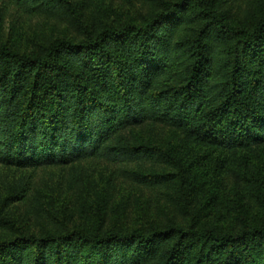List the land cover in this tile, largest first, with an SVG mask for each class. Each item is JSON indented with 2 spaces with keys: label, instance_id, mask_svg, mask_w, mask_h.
<instances>
[{
  "label": "trees",
  "instance_id": "1",
  "mask_svg": "<svg viewBox=\"0 0 264 264\" xmlns=\"http://www.w3.org/2000/svg\"><path fill=\"white\" fill-rule=\"evenodd\" d=\"M0 1L69 29L29 50L0 40V163L149 164L137 179L171 188L182 213L118 228L103 196L72 226L64 213L34 228L13 213L19 184L0 199V264H264V0H152L124 20L92 0Z\"/></svg>",
  "mask_w": 264,
  "mask_h": 264
},
{
  "label": "rangeland",
  "instance_id": "2",
  "mask_svg": "<svg viewBox=\"0 0 264 264\" xmlns=\"http://www.w3.org/2000/svg\"><path fill=\"white\" fill-rule=\"evenodd\" d=\"M93 5L88 11L98 15L102 9L120 20L140 19L148 12L152 0H92ZM8 3L0 1V40L15 43L20 48L29 50L46 44L51 38L60 36L69 29L64 24L45 19L40 16H30L24 12H17L8 8ZM7 8V9H6ZM155 131V130H154ZM137 139L159 143L176 149L178 156L185 160L196 157L180 145L178 136L169 130L156 134H145L138 130ZM218 152V151H217ZM216 152V154H217ZM218 161L215 168L220 170ZM145 164H125L108 162L104 159L92 158L75 165H64L44 168H17L0 163V199L9 191L24 183H29L28 196L12 206L13 213L18 220H26L31 212L30 224L34 228L44 224L53 216L71 220L70 226L76 220L85 219L86 215H95L101 208L97 202L104 196L110 197L107 210V224L118 228H130L149 219L168 222L182 218V213L176 205L169 206L173 200V192L169 187L153 190L137 178V174L145 171ZM172 168V167H171ZM170 168V169H171ZM133 169L129 172L128 170ZM218 175H222V172ZM79 175V181L73 182V175ZM112 181L109 191L107 184ZM104 207V205H103ZM102 207V209H103ZM40 213L42 215L40 216ZM210 214V207L205 209L202 217L213 223L223 222L225 214H220L218 207ZM52 214V215H51ZM51 215V216H50ZM180 217L178 218V216ZM221 217V218H220Z\"/></svg>",
  "mask_w": 264,
  "mask_h": 264
}]
</instances>
